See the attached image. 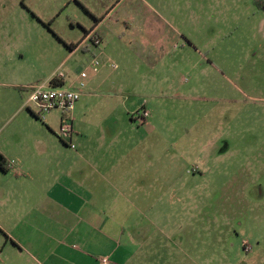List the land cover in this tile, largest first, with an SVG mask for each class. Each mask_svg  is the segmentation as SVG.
Listing matches in <instances>:
<instances>
[{
    "label": "rangeland",
    "instance_id": "374dc122",
    "mask_svg": "<svg viewBox=\"0 0 264 264\" xmlns=\"http://www.w3.org/2000/svg\"><path fill=\"white\" fill-rule=\"evenodd\" d=\"M262 3L0 0V74L20 91L55 73L68 89L89 74L94 95L73 112L74 144L87 132L95 148L104 133L109 160L130 158L141 264H264ZM98 24L102 46L71 54ZM144 106L146 124L132 123ZM61 116L28 123L31 149L36 137L65 147ZM5 243L0 231V264Z\"/></svg>",
    "mask_w": 264,
    "mask_h": 264
},
{
    "label": "crops",
    "instance_id": "0c3cea01",
    "mask_svg": "<svg viewBox=\"0 0 264 264\" xmlns=\"http://www.w3.org/2000/svg\"><path fill=\"white\" fill-rule=\"evenodd\" d=\"M262 7L264 11V3ZM99 26L87 31L71 54L82 47L99 49L104 43ZM93 36L101 39L100 46L94 45ZM0 75L8 77L0 81V164L7 163L5 171L0 169V231L6 235L8 264H100L103 257L116 264H141L135 249L136 208L126 194L137 184L130 167H124L130 158L122 154L118 163L109 160L103 147L108 135L100 133L94 148L87 129L77 132L76 149L64 142L65 147L56 142L53 149L46 148L37 137L31 149L25 127L42 126L38 113L27 89L19 90L25 86L14 82V75ZM58 79L65 87L66 76ZM84 90L82 95L92 99L93 90ZM144 110L151 116L148 106ZM147 119L133 116L132 123L146 124ZM130 154L135 155L134 149Z\"/></svg>",
    "mask_w": 264,
    "mask_h": 264
},
{
    "label": "built area",
    "instance_id": "2783aa9c",
    "mask_svg": "<svg viewBox=\"0 0 264 264\" xmlns=\"http://www.w3.org/2000/svg\"><path fill=\"white\" fill-rule=\"evenodd\" d=\"M93 43L96 46H100L102 41L99 37H92ZM96 60V59H95ZM99 62L96 60L93 63L95 71L98 69ZM58 78H63L64 75L60 74ZM88 73L82 72L80 74L77 84L72 88H64V86H53L51 83L48 84H35L27 88L29 92V103L35 104L38 109V117L45 121L46 116L53 110H61V140L67 143L70 148L76 149L77 146L74 144V120L73 112L76 105L81 100L83 90L87 87ZM150 113L147 110L142 111L139 117L147 119ZM100 264H116L109 258L103 257L100 260Z\"/></svg>",
    "mask_w": 264,
    "mask_h": 264
},
{
    "label": "trees",
    "instance_id": "16d2710c",
    "mask_svg": "<svg viewBox=\"0 0 264 264\" xmlns=\"http://www.w3.org/2000/svg\"><path fill=\"white\" fill-rule=\"evenodd\" d=\"M86 34H88V32L86 31ZM74 48H76V47H73L72 46V50L74 49ZM59 81H60V79H58L57 77H54L52 80H51V84L53 85V86H60V84L61 85H64L65 84V82H63V80H61L60 81V83H59ZM38 119H39V117L38 116H36ZM7 163H6V161L5 160H3V162L0 164V169L1 170H3V171H5L6 169V165Z\"/></svg>",
    "mask_w": 264,
    "mask_h": 264
}]
</instances>
